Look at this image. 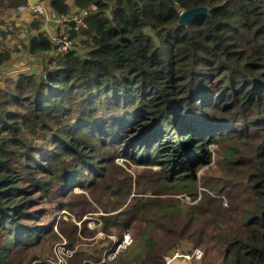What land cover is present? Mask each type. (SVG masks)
Masks as SVG:
<instances>
[{
	"label": "trees",
	"instance_id": "16d2710c",
	"mask_svg": "<svg viewBox=\"0 0 264 264\" xmlns=\"http://www.w3.org/2000/svg\"><path fill=\"white\" fill-rule=\"evenodd\" d=\"M30 1L0 0V11ZM36 1L59 18L87 12L78 33L86 53L49 56L40 73L0 87V264L35 262L33 250L53 237L36 196L68 208L56 196L99 189L109 161L103 155L160 167L170 180L180 174L161 182L188 194L197 181L183 173L204 161L208 144L233 145L231 159L238 144L242 151L251 142L260 164L248 183L255 208L233 235L217 225L216 239L227 246L224 264H264V0ZM201 7L209 14L179 25L183 12ZM5 30L1 22L0 66L12 55ZM32 30L28 53L49 54L54 46L42 24ZM142 240L146 258L127 264H165L152 236Z\"/></svg>",
	"mask_w": 264,
	"mask_h": 264
},
{
	"label": "rangeland",
	"instance_id": "374dc122",
	"mask_svg": "<svg viewBox=\"0 0 264 264\" xmlns=\"http://www.w3.org/2000/svg\"><path fill=\"white\" fill-rule=\"evenodd\" d=\"M47 4L44 3L47 16L36 14L30 8L24 14H29L34 23L39 22L44 26L48 19L53 18ZM17 12L18 9L0 11V23H3V27L6 28L9 17ZM22 15L12 21L15 27L12 31L5 30L7 38L4 42L12 55L11 60L1 69L3 81L6 80L5 70L8 71V76L17 72L38 74L50 58L48 54L34 57L28 53L27 45L25 46L27 30L16 26L21 22ZM62 26L61 24L60 28ZM55 31L56 29L51 31L48 36H54ZM75 40V51L86 53L82 44L85 38L81 33ZM238 142L234 140L232 143L237 145ZM232 146L214 143L205 147L199 156V159H204H200L203 164L197 162L196 166L183 173L187 180L193 175L197 181L196 187L188 194L174 189L167 190L161 182L165 178L172 184L180 174L170 180L169 172L160 167L147 168L130 159L103 155L109 161L99 179L102 184L99 189L93 188L85 192L76 190L66 199L63 194L56 196L64 199L62 204H68V208L53 206L50 204L52 202L36 196L40 208L47 210L45 222L52 228L53 237H48L41 246L33 250L37 255L33 264L141 262L146 258L147 247L142 240L145 232L156 241L154 254L158 261L166 254L165 264H224L227 246L217 242L216 226L222 228L226 237L233 235V226L248 211L254 210L256 200L248 183H251V174H255L260 167L257 160L250 157L257 149L256 143H249L242 151L238 144V151L230 159L227 152ZM262 162L264 163V158ZM223 183L225 186L220 191L215 187L211 188V184L220 186ZM205 195L208 197L204 198ZM172 208L177 211L171 215L161 213L165 209L173 211ZM194 210L200 215L191 220L190 214H186ZM126 237L129 244L122 246ZM197 249L204 254L201 260L187 263L182 259L172 261L178 252L187 254Z\"/></svg>",
	"mask_w": 264,
	"mask_h": 264
},
{
	"label": "built area",
	"instance_id": "2783aa9c",
	"mask_svg": "<svg viewBox=\"0 0 264 264\" xmlns=\"http://www.w3.org/2000/svg\"><path fill=\"white\" fill-rule=\"evenodd\" d=\"M29 8L36 14L47 16L46 7H43L39 4L20 7L18 8V12H25ZM75 14L76 15L70 16L68 18H59V21L63 26L56 32L54 36L49 37L54 49L49 52L48 56L63 55L75 50L74 47L76 45V40L70 37V32L75 31L78 34L82 29H86L87 26L84 20L88 15L87 12ZM72 24H74L75 27H73ZM125 244H129L128 237L124 239L122 246H125ZM203 256L204 254L200 249L194 250L193 252L187 254H180L178 252L173 256L172 261L182 259L185 263H187L194 260H201Z\"/></svg>",
	"mask_w": 264,
	"mask_h": 264
},
{
	"label": "crops",
	"instance_id": "0c3cea01",
	"mask_svg": "<svg viewBox=\"0 0 264 264\" xmlns=\"http://www.w3.org/2000/svg\"><path fill=\"white\" fill-rule=\"evenodd\" d=\"M29 5H38L37 1L36 0H31L29 2ZM70 5L72 6L73 5V0L70 1ZM49 7V6H48ZM49 11H50V14L53 16V18L50 20L48 19L47 23H45L44 26H42V31H45L46 35H50L51 31H54L56 29L55 32H57L59 29H60V26L62 23H60L59 21V17H57L53 11L51 10V8H49ZM73 11H76L75 8H73ZM26 12V11H25ZM25 12H17V14H12L10 17H9V21L7 23V26L6 28L10 31H12L15 27L13 25V20L18 17L19 15L23 14L22 15V18H21V22L20 23H17L16 26H20V27H23L27 30V33H26V37H25V46L28 45V42L30 40V38L35 35H37V31H33L32 30V25L34 24L33 22V18H31V16L29 14H24ZM5 28V27H4ZM18 28V27H16ZM49 37V36H48ZM4 66H0V72L2 71L1 69L3 68ZM31 72V71H30ZM18 75H20L19 72L17 73H14V74H11L10 76H8V71H4V76L6 77L5 79L7 78H14V77H17ZM3 84H4V81H3V77L0 76V87H3Z\"/></svg>",
	"mask_w": 264,
	"mask_h": 264
},
{
	"label": "water",
	"instance_id": "95a60500",
	"mask_svg": "<svg viewBox=\"0 0 264 264\" xmlns=\"http://www.w3.org/2000/svg\"><path fill=\"white\" fill-rule=\"evenodd\" d=\"M209 14V9L206 7L195 8L183 12L180 16L179 25L182 27H187L194 19L205 16Z\"/></svg>",
	"mask_w": 264,
	"mask_h": 264
}]
</instances>
